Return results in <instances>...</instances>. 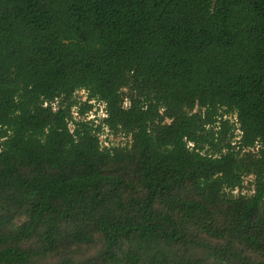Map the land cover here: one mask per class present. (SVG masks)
Wrapping results in <instances>:
<instances>
[{"label": "trees", "instance_id": "1", "mask_svg": "<svg viewBox=\"0 0 264 264\" xmlns=\"http://www.w3.org/2000/svg\"><path fill=\"white\" fill-rule=\"evenodd\" d=\"M0 264H264V0H0Z\"/></svg>", "mask_w": 264, "mask_h": 264}, {"label": "rangeland", "instance_id": "2", "mask_svg": "<svg viewBox=\"0 0 264 264\" xmlns=\"http://www.w3.org/2000/svg\"><path fill=\"white\" fill-rule=\"evenodd\" d=\"M81 95L85 99V96L83 95V93H81ZM104 115H105L104 106L103 105H96L95 109H93V111L89 114V119H92V118H95V117H98V116L104 117ZM233 120H235V119L233 118ZM238 133H239V131H238ZM106 138H107V136L104 135V136L101 137V140H105ZM109 140L113 141L115 144H117L119 141L122 142V139L114 138L112 136L109 137Z\"/></svg>", "mask_w": 264, "mask_h": 264}, {"label": "built area", "instance_id": "3", "mask_svg": "<svg viewBox=\"0 0 264 264\" xmlns=\"http://www.w3.org/2000/svg\"><path fill=\"white\" fill-rule=\"evenodd\" d=\"M105 116V115H104Z\"/></svg>", "mask_w": 264, "mask_h": 264}]
</instances>
